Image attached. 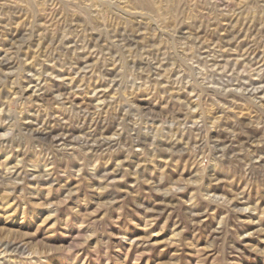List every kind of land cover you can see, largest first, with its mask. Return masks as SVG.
Wrapping results in <instances>:
<instances>
[{
  "label": "rangeland",
  "instance_id": "1",
  "mask_svg": "<svg viewBox=\"0 0 264 264\" xmlns=\"http://www.w3.org/2000/svg\"><path fill=\"white\" fill-rule=\"evenodd\" d=\"M0 264H264V0H0Z\"/></svg>",
  "mask_w": 264,
  "mask_h": 264
},
{
  "label": "bare ground",
  "instance_id": "2",
  "mask_svg": "<svg viewBox=\"0 0 264 264\" xmlns=\"http://www.w3.org/2000/svg\"><path fill=\"white\" fill-rule=\"evenodd\" d=\"M41 75V74H40ZM40 79V77H38V80ZM7 110V109H6Z\"/></svg>",
  "mask_w": 264,
  "mask_h": 264
}]
</instances>
